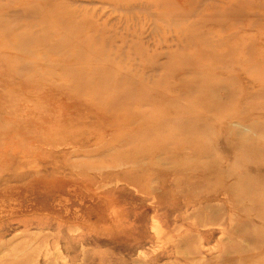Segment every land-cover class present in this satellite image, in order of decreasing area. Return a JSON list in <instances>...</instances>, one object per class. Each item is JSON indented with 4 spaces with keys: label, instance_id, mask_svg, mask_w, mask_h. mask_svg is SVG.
<instances>
[{
    "label": "rangeland",
    "instance_id": "1",
    "mask_svg": "<svg viewBox=\"0 0 264 264\" xmlns=\"http://www.w3.org/2000/svg\"><path fill=\"white\" fill-rule=\"evenodd\" d=\"M0 264H264V0H0Z\"/></svg>",
    "mask_w": 264,
    "mask_h": 264
},
{
    "label": "bare ground",
    "instance_id": "2",
    "mask_svg": "<svg viewBox=\"0 0 264 264\" xmlns=\"http://www.w3.org/2000/svg\"><path fill=\"white\" fill-rule=\"evenodd\" d=\"M200 1L202 0H198V3L200 4ZM211 2H213V0H210ZM212 3L208 5L207 9L208 11L212 8ZM214 7V6H213ZM208 16L207 18H203L202 17V13H199L196 15V19L193 20L191 23H188V24H185V23H180V24H177V23H174V25L177 27L178 29V35L180 36V39L181 40H184L185 42H204L207 40V38L205 37V35H207V33L211 30H209L208 32H204V31H201L203 30V27H204V23L205 22H208L210 21L211 23H213L215 21H212L211 19H209V17H211V12L209 11L207 13ZM198 24H202L201 26H197ZM202 28V29H201ZM211 29V28H209ZM129 159V158H128ZM118 165V164H117ZM100 170V169H99ZM116 170V169H115ZM148 195V194H147ZM193 222V221H192ZM153 224V223H152ZM156 225V223H155ZM153 226V225H152ZM157 227V226H156ZM155 229V228H153ZM158 229V228H156ZM76 230V229H75ZM74 231V230H73ZM156 232V231H154ZM153 232V233H154ZM161 232V231H159ZM72 233V232H71ZM75 233V231H74ZM26 235V234H25ZM42 235V234H41ZM159 235V234H158ZM221 237V236H220ZM225 238V237H224ZM167 239V238H166ZM165 240V239H164ZM171 243V242H169ZM215 244V243H214ZM157 245V244H156ZM164 247V246H163ZM205 247V246H204ZM211 248V247H210ZM201 249V248H200ZM214 250V249H212ZM58 254V252H57ZM54 255V254H53ZM22 256V255H21ZM45 257V256H44ZM37 258V257H36ZM66 260V259H65ZM33 261V260H32ZM35 262V261H33ZM62 262V261H61ZM55 263V262H54Z\"/></svg>",
    "mask_w": 264,
    "mask_h": 264
}]
</instances>
